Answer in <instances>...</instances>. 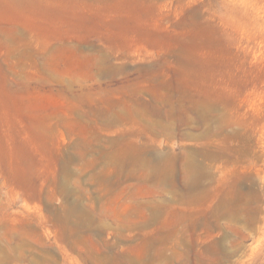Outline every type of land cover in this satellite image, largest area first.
Wrapping results in <instances>:
<instances>
[{
  "label": "rangeland",
  "instance_id": "obj_1",
  "mask_svg": "<svg viewBox=\"0 0 264 264\" xmlns=\"http://www.w3.org/2000/svg\"><path fill=\"white\" fill-rule=\"evenodd\" d=\"M0 264H264V0H0Z\"/></svg>",
  "mask_w": 264,
  "mask_h": 264
},
{
  "label": "bare ground",
  "instance_id": "obj_2",
  "mask_svg": "<svg viewBox=\"0 0 264 264\" xmlns=\"http://www.w3.org/2000/svg\"><path fill=\"white\" fill-rule=\"evenodd\" d=\"M184 183V187L187 192H191L192 190H194L195 186L197 185L196 179H190Z\"/></svg>",
  "mask_w": 264,
  "mask_h": 264
}]
</instances>
